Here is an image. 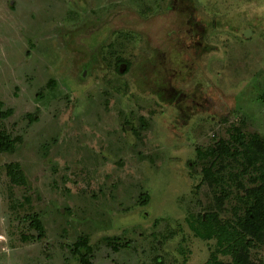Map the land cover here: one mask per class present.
<instances>
[{
  "label": "rangeland",
  "instance_id": "rangeland-1",
  "mask_svg": "<svg viewBox=\"0 0 264 264\" xmlns=\"http://www.w3.org/2000/svg\"><path fill=\"white\" fill-rule=\"evenodd\" d=\"M0 102L17 138L0 151V264H81L80 235L93 264H202L216 241L188 217L233 218L244 190L218 206L197 150L235 127L264 137V0H0Z\"/></svg>",
  "mask_w": 264,
  "mask_h": 264
},
{
  "label": "trees",
  "instance_id": "trees-1",
  "mask_svg": "<svg viewBox=\"0 0 264 264\" xmlns=\"http://www.w3.org/2000/svg\"><path fill=\"white\" fill-rule=\"evenodd\" d=\"M10 113L1 111L0 102V115ZM16 140L6 131H1L0 151H13ZM197 161L202 165L203 182L219 192L216 197L218 206L233 196L234 190L239 192L240 187L244 190V193L236 194L239 204L234 206L233 218L223 220L218 209H208L188 217V225L196 236L216 241L209 259L202 264H253L248 257L249 250L257 245L264 246V137L235 127L228 139L221 138L214 146L198 149ZM7 173L12 183L26 182L18 162L8 164ZM246 181L251 183L249 187H246ZM150 198L148 192L144 193L141 204L147 205ZM28 218L32 228L38 232L36 238L45 237L41 215L33 213ZM106 240L112 238L107 237ZM70 251L81 264H93V248L88 235H80ZM220 254L230 255L231 259L224 260Z\"/></svg>",
  "mask_w": 264,
  "mask_h": 264
},
{
  "label": "water",
  "instance_id": "water-1",
  "mask_svg": "<svg viewBox=\"0 0 264 264\" xmlns=\"http://www.w3.org/2000/svg\"><path fill=\"white\" fill-rule=\"evenodd\" d=\"M250 32V31H249ZM250 33L246 32V35H249Z\"/></svg>",
  "mask_w": 264,
  "mask_h": 264
}]
</instances>
